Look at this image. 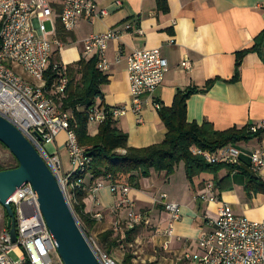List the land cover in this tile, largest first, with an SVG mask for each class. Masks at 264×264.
<instances>
[{
	"label": "crops",
	"instance_id": "crops-1",
	"mask_svg": "<svg viewBox=\"0 0 264 264\" xmlns=\"http://www.w3.org/2000/svg\"><path fill=\"white\" fill-rule=\"evenodd\" d=\"M48 1L56 29L52 37L60 43V46H54L52 59L65 69L90 59L83 48L84 41L90 36L110 30L122 32L119 39L109 43L106 51L109 68L104 75L108 83L101 87L103 99L96 106L129 109L115 122L116 128L127 134L129 147L146 148L162 143L167 130L155 104L169 108L178 90H202L210 80L216 82L208 91L197 93L188 100V122L209 123L216 131L264 125V39L259 51L248 52L242 59L238 81L229 83L235 75L237 54L250 51L264 32V0H161L167 3V13L158 9L160 0H123L120 8L113 0H93L109 12L108 16L102 19L83 17L73 32H66L61 24L60 2ZM126 25L131 29L126 30ZM144 49H159L169 70L157 91L151 97H145L141 112L143 121L139 123L137 115L130 109L127 57ZM185 58L191 63L190 70L181 67ZM15 72L33 83L22 69L15 68ZM96 131V125L90 127L91 134ZM65 141L66 135L62 133L54 145L63 165L65 160L69 162V169L64 170L69 173L71 165L64 148ZM239 147L247 156L258 153L264 157V138ZM226 175V170L216 177L204 174L191 184L181 164L171 176L152 171L149 178L139 180L138 187H130L129 197L146 220L135 230L134 243L130 245L135 247V255L145 254L151 263L196 264L185 256L198 252L197 241L211 230L208 220L217 217L220 207V204L203 201L199 196L207 184L214 185L215 180ZM259 176L264 180V167ZM99 182L102 181L91 183L86 177L82 189L85 193L81 201L82 213L96 221L89 230L94 240L108 230L114 231L116 221L123 225L125 219L124 213L114 211L117 196L110 192L109 181H103L105 187L96 195L90 192V188ZM230 183L231 190L221 193L215 189L220 203H227L237 216L264 222V195L248 198L245 180L239 175H232ZM163 195L167 196L166 200L162 199ZM166 203L181 206L182 217L174 225L172 237L164 234L170 222ZM96 214L101 215L99 219H94ZM154 252L160 253L159 258L155 259Z\"/></svg>",
	"mask_w": 264,
	"mask_h": 264
},
{
	"label": "built area",
	"instance_id": "built-area-1",
	"mask_svg": "<svg viewBox=\"0 0 264 264\" xmlns=\"http://www.w3.org/2000/svg\"><path fill=\"white\" fill-rule=\"evenodd\" d=\"M58 1L61 4L60 21L66 32L75 31L83 17L102 19L109 14L93 0ZM113 2L118 8L123 5V0ZM48 23L51 25L50 31L46 28ZM125 29L130 30L131 26L126 25ZM55 31L53 10L48 0H0V116L14 125L35 146L59 180L70 203H73L75 191L85 187L83 177L92 158L80 147L71 129V114L62 111L56 104V99L64 96L68 85L64 67L55 65L54 69L59 70L60 78L53 89L46 90L45 72L50 65L54 46H60L52 37ZM121 35L119 30H110L92 35L84 41V54L90 58L97 57V68L103 74L109 68L106 58L109 43ZM8 63L22 69L33 83L22 79L14 69L6 66ZM181 67L190 70V61L185 58ZM168 70V63L159 49L134 51L127 57L130 109L137 115L139 123L143 121L141 112L145 97H151L163 84ZM161 108L160 104H155L157 111ZM128 110L127 107L94 106L90 110L89 121L93 125L102 124L108 119L116 122ZM258 129L264 130V125L253 127L252 131ZM62 133L66 135L64 148L71 164L69 173L64 172L58 152L49 155L43 148L45 144H54ZM192 153L202 157L209 165H237L240 158L248 157L255 172H260L264 167L261 154L247 156L239 146H228L214 152L192 148ZM104 187L103 181L99 182L90 188V192L96 195ZM109 190L117 196L114 211L125 214L123 225L120 221L114 223L116 233L133 231L146 223L144 215L129 197L130 187L127 184L110 183ZM199 198L220 204V207L217 217L208 220L211 230L197 241L198 252L187 254L186 259L196 264H264V222H253L237 216L227 203H220L219 195L211 183L206 185ZM162 199L166 200L167 196L163 195ZM95 200L99 204V200ZM11 204L16 209L17 243H12L6 224L0 233V264H24L26 259L31 264H54L52 254L56 252L55 243L39 211L37 196L31 185H24L11 198ZM164 206L170 215L164 234L172 237L174 225L182 217L181 206L175 203H166ZM100 216L96 214L93 217L99 219ZM89 238L99 264H122L102 250L96 240ZM12 254H16L19 260L14 261Z\"/></svg>",
	"mask_w": 264,
	"mask_h": 264
},
{
	"label": "trees",
	"instance_id": "trees-1",
	"mask_svg": "<svg viewBox=\"0 0 264 264\" xmlns=\"http://www.w3.org/2000/svg\"><path fill=\"white\" fill-rule=\"evenodd\" d=\"M158 9L167 13V3L158 1ZM263 39L264 32L256 39V44L250 51L237 54L235 75L229 83L238 81L242 59L248 52L259 51ZM56 64V61L51 59L45 72L47 91L53 89L60 78L59 70L54 69ZM65 75L68 79L66 92L64 96L56 99V104L62 111L71 114V129L75 132L80 147L92 158V163L83 177H89L91 183L109 181L113 185L127 184L136 188L139 186V180L149 178L152 171L164 172L171 176L179 165L183 164L186 178L191 184L201 175L216 177L221 171L226 170L227 175L221 180H215L214 183L215 189L219 192L232 189L231 176L236 174L245 180L244 190L248 198L264 195V180L259 176V172L252 169L250 160L243 157L237 165H209L202 157L192 153V148L214 152L224 147L239 146L254 139L264 138L263 129L253 132V127H245L216 131L209 123L199 125L188 122V100L197 93L208 91L216 80H210L202 90L197 88L178 90L172 106L159 110L167 130L164 141L146 148H131L128 146L127 134L118 130L111 119L96 125L97 131L94 135L90 133V127L93 126L89 121L90 110L102 101L101 87L108 83L107 77L97 68V57L81 60L74 67H68ZM17 167L18 163L15 160V164L9 167L0 165V172ZM74 195L76 197V202L73 203L74 212L90 237L89 230L95 226L96 221L82 213L81 201L85 196L84 191L77 190ZM13 211L16 214L15 207ZM5 217L8 219L6 212ZM134 233L135 230H124L121 233L108 230L98 235L97 243L102 250L113 255L116 250L126 249L134 243ZM133 259V254L126 251L122 264H134ZM24 264L31 263L26 259Z\"/></svg>",
	"mask_w": 264,
	"mask_h": 264
},
{
	"label": "water",
	"instance_id": "water-1",
	"mask_svg": "<svg viewBox=\"0 0 264 264\" xmlns=\"http://www.w3.org/2000/svg\"><path fill=\"white\" fill-rule=\"evenodd\" d=\"M0 143L18 163L17 168L0 172V206L8 216L7 229L12 243H17V231L11 198L24 185H31L61 264H99L91 240L59 180L35 146L1 116Z\"/></svg>",
	"mask_w": 264,
	"mask_h": 264
},
{
	"label": "rangeland",
	"instance_id": "rangeland-1",
	"mask_svg": "<svg viewBox=\"0 0 264 264\" xmlns=\"http://www.w3.org/2000/svg\"><path fill=\"white\" fill-rule=\"evenodd\" d=\"M46 28L47 30H50V26L49 24H46ZM55 58H53L54 60ZM7 67H10L11 69H14V66H11L10 63L6 64ZM44 150L49 154V155H54L55 153H57L56 151V147L54 144H45L43 145ZM64 170L69 169V162H67L66 160L64 161ZM15 164V158L13 157V155L9 152V150L7 148H5L1 143H0V165L4 166V167H9L10 165H14ZM71 165V164H70ZM182 166L184 167V165L182 164ZM71 168V166H70ZM71 205L73 207V203L71 202ZM78 218V221L80 223V225L82 226V228L84 229V225L82 223V221L80 220V218L78 217V215H76ZM7 224V218L5 217V211L4 209L0 206V233L3 231V229L6 227ZM95 239V238H94ZM97 241V240H96ZM126 251H130L134 258L136 259L135 262H133L134 264H158L159 262H149L148 259L145 258V254H141L139 256L135 255V247H130L128 246L126 249H118L115 251V253L113 254V256L120 262H123V258H124V254ZM152 255H154L155 259L156 257L159 258L160 253L156 254L155 252L152 253ZM12 259L14 261L19 260V257H17L16 254H12ZM52 260L54 262V264H61L59 257L57 255L56 252H54L52 254Z\"/></svg>",
	"mask_w": 264,
	"mask_h": 264
}]
</instances>
